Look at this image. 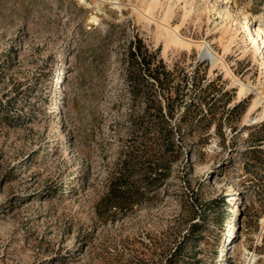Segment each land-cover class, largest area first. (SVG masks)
I'll return each instance as SVG.
<instances>
[{"label":"rangeland","instance_id":"rangeland-1","mask_svg":"<svg viewBox=\"0 0 264 264\" xmlns=\"http://www.w3.org/2000/svg\"><path fill=\"white\" fill-rule=\"evenodd\" d=\"M95 1L0 0V264H264V0ZM135 36L171 112L130 92Z\"/></svg>","mask_w":264,"mask_h":264},{"label":"trees","instance_id":"trees-1","mask_svg":"<svg viewBox=\"0 0 264 264\" xmlns=\"http://www.w3.org/2000/svg\"><path fill=\"white\" fill-rule=\"evenodd\" d=\"M124 51L125 77L130 84V92L133 95L141 92L149 99L150 88L155 87L156 93L159 95V99L157 98L156 101L158 103L163 101L168 112L174 108V102L177 104L184 102L181 93L172 95L171 89H175L172 83L174 74L166 68L162 59L158 58L155 50H150L140 38L135 36L128 41ZM176 85L181 86L178 82ZM238 105L239 103L233 107Z\"/></svg>","mask_w":264,"mask_h":264},{"label":"bare ground","instance_id":"bare-ground-1","mask_svg":"<svg viewBox=\"0 0 264 264\" xmlns=\"http://www.w3.org/2000/svg\"><path fill=\"white\" fill-rule=\"evenodd\" d=\"M83 1V0H82ZM154 1V4H156V0H152ZM96 7L99 8V3L100 1L97 0L94 2ZM117 3V2H115ZM118 6V4L116 5ZM151 6V5H150ZM149 8V6H148ZM152 8V7H151ZM150 8V9H151ZM140 10V9H139ZM146 9H143L142 11H144ZM139 12V11H138ZM169 9L165 10V13L163 14V19L168 17L167 15H169ZM93 19H95V16H93ZM162 22H157V26L160 28V34L164 36V47L167 45L168 43H173V45H184V44H189L187 43L188 41L186 40H182L178 34H177V27H170L169 24H165ZM243 36L247 39V40H251L253 41L255 44H259L262 40L264 41V24H259L255 27H252L248 22H246L245 24V28L243 30ZM197 47L200 49L201 52H204L205 54L208 53L211 58L212 61L214 62L217 58L216 55L214 56V53L210 50V48L203 43L200 42H196ZM264 46H260V50L259 53L257 54V56L260 55V52L262 53V57H264ZM263 51V52H262ZM246 89L245 88H240V92H244ZM253 107V106H252ZM251 107V108H252ZM230 187V190L232 189V184L229 183L228 185ZM246 259V257H245ZM253 259L252 255L250 257L247 258V263L249 264V262Z\"/></svg>","mask_w":264,"mask_h":264},{"label":"water","instance_id":"water-1","mask_svg":"<svg viewBox=\"0 0 264 264\" xmlns=\"http://www.w3.org/2000/svg\"><path fill=\"white\" fill-rule=\"evenodd\" d=\"M199 56L202 57V58L206 57V55H204V54H202V53L199 54Z\"/></svg>","mask_w":264,"mask_h":264}]
</instances>
